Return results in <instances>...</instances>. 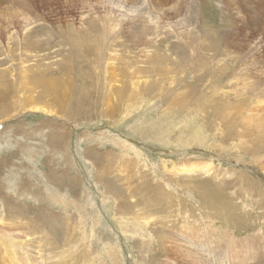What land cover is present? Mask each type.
Listing matches in <instances>:
<instances>
[{
  "label": "rangeland",
  "instance_id": "1",
  "mask_svg": "<svg viewBox=\"0 0 264 264\" xmlns=\"http://www.w3.org/2000/svg\"><path fill=\"white\" fill-rule=\"evenodd\" d=\"M29 1L20 8V0H0V86L7 89V96L0 94V235L10 237L15 259L0 237V264H190L189 255L204 264L221 260L220 250H227L223 264H264V107L247 104L244 83H225L212 98L210 86L199 80L198 61L165 62L169 72L176 68L156 76L149 63L150 74L132 75L127 61L143 65L131 28L116 38L107 35V58L115 61L107 62L105 74V56L100 64L84 57L86 40L75 31L82 11L73 9L72 0ZM227 1L205 0L196 44L232 32L229 42L236 47L221 48L226 61L230 52L235 61H264L263 0L251 9L259 23L246 29L228 18L240 17ZM182 3L191 7L190 0ZM19 14L43 20L60 55L43 59L51 51L31 52L26 58L17 46L11 58L6 41L11 30L19 35ZM198 58L206 60V71L221 60L210 50H200ZM58 60L72 62L67 82L74 83L56 92L55 100L43 97L42 88L30 83L32 73L23 78L20 69L22 61L34 68L40 61L56 74ZM126 79L124 97L118 92ZM137 80H156L155 91H134ZM240 93L244 98L236 97ZM20 96L54 115L21 110ZM197 164L202 171L214 168L206 174L171 171ZM210 202L222 205L213 210ZM20 223L26 225L18 229Z\"/></svg>",
  "mask_w": 264,
  "mask_h": 264
},
{
  "label": "bare ground",
  "instance_id": "2",
  "mask_svg": "<svg viewBox=\"0 0 264 264\" xmlns=\"http://www.w3.org/2000/svg\"><path fill=\"white\" fill-rule=\"evenodd\" d=\"M190 1H191V7L187 6L186 3L181 4V0H72L73 9L82 11L79 15L81 17L80 19L82 20L81 21L82 25L80 26V28H78L79 32H77L76 29L75 31L82 38L84 36V41L86 40L84 57L85 56L88 57V55H90L91 59L88 62L91 61L100 64L102 63V61L101 59H99V57L100 56L102 57V55L105 56V61H104L105 66L103 68L106 74L107 62L109 63V65H112V63L115 61V58L114 59L107 58V35H112V37L116 38V36H118L116 34H119L122 29L124 30L131 28L133 35L136 37V41L134 44L135 46H137V48H139L138 54H140V63H141L140 65L141 66L143 65V67H140L137 66L136 64L137 61H127V63L129 64L127 66L128 70L132 75H137L138 73L150 74L149 71L150 69H153L154 72H156L155 74L151 73L154 76H156L157 74L166 75L176 67L173 68V66H171L169 72L166 68L165 62L168 64V66H170L171 64L188 65L187 63H190L191 61H198L199 63L198 68L201 67L200 70L201 72H203V75L199 78V80L202 81L203 83H207L210 86L209 90L211 91L212 98H216L219 96L218 91L225 86L224 85L225 83L227 84L226 87L230 85H234V88H236L238 87L237 86L238 84L241 85L240 84L241 82L244 83L242 84L241 88L244 91L248 90L247 95L249 94L250 97L249 98L250 101L248 100L247 104L249 103L253 104L254 102H256L261 106L263 105L264 107V100L263 99L261 100L257 97L258 95L264 98V61H250V60L235 61L236 56H234L235 55L234 52H230L233 55L232 56L229 55L230 61H226L227 58L223 54L224 50L223 49L221 50V48H226L225 47L226 43L227 46L229 47H234V48L236 47L235 42L234 43L229 42L230 40H234V36L232 32L230 34L228 33V35L224 39H221L219 37L218 40L212 39L209 43L196 44V40H198L197 29L198 26L201 23H203L200 15H201L202 6L203 8L205 7V0L204 1L190 0ZM249 1L251 4L250 6L247 5L248 0H238V1L228 0L227 1L228 3L226 5V6H230L234 11L235 9H239L237 13V17L240 18H233L230 16L229 13H228V18H230L234 23L238 22V25L243 29H246L248 23L252 25L255 23H259L258 22L259 20L264 19L263 18L264 13H261L259 15L260 18L259 20H257V16L254 19L255 15L254 16L252 15L253 12L251 11V9H252V5L255 4L254 3L255 0H249ZM29 2H30L29 0H20V2L16 5L21 8L24 5H27ZM261 2H264V0ZM217 3L220 9L223 10V6H224L222 5L223 2L217 1ZM171 4L175 5L177 9L174 6H171ZM208 5L209 3H207V6ZM243 8H245V10ZM177 10H179V12ZM243 11H247V12L244 13ZM226 13L227 12L225 11V14ZM169 14H173V17H169L168 16ZM19 16L22 17V23H21L19 35L18 33L11 30L8 39L6 41L7 52L11 56V58H13L12 48L17 46L19 49V53H18L19 56H25L26 58H28V55L31 54V52L40 53V52L51 51L48 54H46L47 52L44 53L42 55L43 59H47L49 55H54V54L56 56L60 55L58 48H56L57 49L56 51L53 49L54 46L58 47V45L57 44L54 45L52 43L51 40L52 32L50 31V28H48L45 25L46 23L43 22V20L38 18L32 19L27 15H23V14H19ZM170 39L173 40L171 41ZM227 39L228 42H226ZM169 40L171 42H169ZM167 50H169V53L167 52ZM200 50L203 51L210 50L212 51V55L214 57L218 58V56H221L220 61H225V62L220 63V61L218 60L212 61L211 62L212 67H210L209 70L206 71V67H207L206 60L202 58L195 59L196 54L199 53ZM161 51L163 52V54L160 53ZM173 55H176L178 57L176 59H173L172 58ZM8 58H9L8 60H12L10 57ZM98 59L100 61H98ZM107 59L109 61H107ZM58 61H59L58 65L57 64L56 65L58 67H61V69L56 67L55 73L58 75L54 74L53 72H50L52 69L50 65H48V63L39 64L40 61H34L36 65H39V67H35V68L30 65H26V63H28L29 61H22L20 72H23L22 74L23 78L27 77L28 75L27 73H32L33 77L29 79L30 83L32 85H36L42 88L40 94L43 97L45 95H51V97H53V95H55L56 92L60 91L65 84L73 85L74 83L73 81V83L71 84L72 79L70 78L73 75L71 68L72 62L71 61L64 62L60 60ZM149 63L153 64V66L148 71H146L147 68L145 66L150 65ZM205 72L207 73L204 74ZM180 73L183 72L180 70ZM3 74H5V72H0V80L3 78ZM25 75L26 77H24ZM67 78H70L71 80L70 83L67 82V80H69ZM155 82L156 80L150 83H146V82L140 83L139 80H137V83L136 84L134 83L135 86H133V90L139 91L140 89H145L146 91L154 92L155 91L154 84H156ZM123 83L125 84L122 85V88L118 92V94L119 93L123 94L122 96L126 97L128 94L126 91L128 79H126L125 82ZM194 86H196V84ZM6 90H7L6 87L2 85L0 86L1 96L3 97L5 95L7 96ZM66 92L67 91H65V94ZM206 93H208V98L212 99L209 92ZM223 94L226 95L225 92H223ZM244 96L245 95L241 93L236 94V97L244 98ZM20 98L22 99L24 98V102L23 100L20 102L21 110L27 108L26 111L42 113L48 116L54 115L52 112L47 111L44 106L38 105L37 103L38 101H36L35 99L28 98L26 96H20ZM105 102L108 105L110 100H108L107 102V97H106ZM142 102L143 101H140L139 103L141 104ZM139 103L137 105V108L135 109H138L140 105ZM245 103H246V99L243 102L238 103L239 104L238 108L241 107V105H244ZM124 106H126V104H124ZM222 107L223 106H219V109L218 108L216 109L218 115ZM131 114L132 113L125 114L126 115L125 117H128ZM211 115L215 117V113L211 112ZM260 130L261 133L264 134V127L261 128ZM194 138L196 139L199 138L198 134H195ZM190 139L192 140L193 137ZM201 142L203 143V141ZM195 166L197 168H183L179 170H177L175 167H172L171 171H173V173L174 171H177L179 173L180 172L187 173L192 171V173L199 172L206 174L208 173V171H211V169L214 168L210 164L206 169H204V171H202V167L198 166V164ZM221 195H222L221 198L219 197L220 198L219 202H222L223 200L222 198L224 195L223 194ZM202 197L205 198L204 195ZM219 202L215 204L210 202L209 207L210 208L212 207V209L215 210ZM219 204L222 205V203ZM38 223L39 222H37V224ZM24 224L20 223L19 224L20 226L17 228L18 229L22 228L21 226ZM0 237L2 236L0 235ZM9 238L10 237L8 236L2 237V240L9 242L8 244L7 243L4 244V249L11 251L9 253L11 255L10 257L12 260L15 261L14 255L12 253V248H9V245L13 246V242H11ZM230 244L234 246L233 242ZM227 248H229V246H227ZM226 251L220 250L219 253L221 256V260L216 261L214 260V258H211L209 260L205 259L203 260L204 264H223L222 262L223 259L226 256H228L225 255ZM236 255L237 254H235V256ZM240 255L242 256V258H244V255L246 254L241 253ZM248 256H250L249 253ZM189 259H190L189 260L190 264H197L199 262L198 258H196L194 255H189Z\"/></svg>",
  "mask_w": 264,
  "mask_h": 264
}]
</instances>
